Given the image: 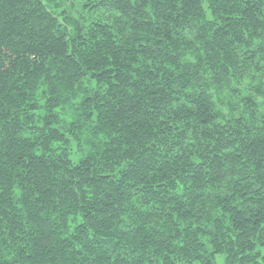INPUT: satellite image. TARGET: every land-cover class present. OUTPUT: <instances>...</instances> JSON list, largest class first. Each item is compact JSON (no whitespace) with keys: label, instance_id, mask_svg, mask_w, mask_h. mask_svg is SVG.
<instances>
[{"label":"trees","instance_id":"trees-1","mask_svg":"<svg viewBox=\"0 0 264 264\" xmlns=\"http://www.w3.org/2000/svg\"><path fill=\"white\" fill-rule=\"evenodd\" d=\"M0 264H264V0H0Z\"/></svg>","mask_w":264,"mask_h":264},{"label":"rangeland","instance_id":"rangeland-1","mask_svg":"<svg viewBox=\"0 0 264 264\" xmlns=\"http://www.w3.org/2000/svg\"><path fill=\"white\" fill-rule=\"evenodd\" d=\"M74 120H77V118H74Z\"/></svg>","mask_w":264,"mask_h":264}]
</instances>
